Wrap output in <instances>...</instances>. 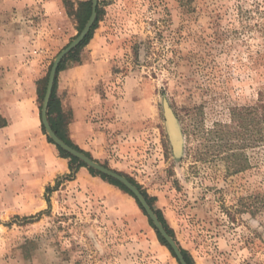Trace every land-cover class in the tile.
Instances as JSON below:
<instances>
[{
    "label": "rangeland",
    "instance_id": "1",
    "mask_svg": "<svg viewBox=\"0 0 264 264\" xmlns=\"http://www.w3.org/2000/svg\"><path fill=\"white\" fill-rule=\"evenodd\" d=\"M87 1L0 6V264H180L137 200L63 157L43 125L39 89L86 26ZM98 9L57 73L65 136L133 179L194 264H264V0Z\"/></svg>",
    "mask_w": 264,
    "mask_h": 264
},
{
    "label": "water",
    "instance_id": "2",
    "mask_svg": "<svg viewBox=\"0 0 264 264\" xmlns=\"http://www.w3.org/2000/svg\"><path fill=\"white\" fill-rule=\"evenodd\" d=\"M92 1V11H91V16L84 27L83 31L79 34V36L72 41L55 59L54 64L52 66L49 80H48V85L46 89V94L44 97V102H43V107H42V122L43 125L49 135V137L52 139V141L60 147L62 150L70 154L71 156L75 157L78 159L81 163L85 164L91 169H94L98 173L107 176L108 178H111L120 184H122L128 191H130L137 201L142 205L143 209L145 210L146 214L148 217L151 219L153 222L154 226L158 230V232L161 234L163 239L168 243V245L171 247L172 251L174 252L176 258L178 259L180 264H188L186 261L182 250L178 243L175 241V239L168 233L166 228L164 227L163 223L160 221L158 215L156 214L155 210L145 196L143 195L142 191L136 187L126 176L122 175L121 173L114 171L108 167H105L98 162L94 161L93 159L89 158L87 155L84 153L76 150L75 148L71 147L69 144H67L65 141H63L52 129L51 124L49 122V117H48V112H49V104L51 101V97L53 94L54 86H55V81L57 77V73L59 70V67L62 63V61L74 50H76L78 47L81 46V44L85 41V39L88 37L90 34L96 19H97V8H98V0H91ZM168 124H169V129L170 133L173 139V142L176 147L179 148L180 142H181V137L179 134L178 127L170 113H168Z\"/></svg>",
    "mask_w": 264,
    "mask_h": 264
},
{
    "label": "trees",
    "instance_id": "3",
    "mask_svg": "<svg viewBox=\"0 0 264 264\" xmlns=\"http://www.w3.org/2000/svg\"><path fill=\"white\" fill-rule=\"evenodd\" d=\"M81 8H83V12H82L83 14H82L81 18H82V20H83V24H85V23L88 21L90 15H91V11H92V1L89 0V1H87V2H85V3H82V4H81ZM97 11H98V16H99V9H98ZM97 21H98V19H97ZM94 29H95V27L93 28V30H94ZM93 30H92V31H93ZM92 31H91V33L88 35V37L85 39V41L81 44V46H80L77 50L73 51V53L71 54V56L74 55V54H76V52H77L80 48H82V47H84V46H86V45L88 44V42H89L90 39H91ZM62 70H63V65H60L59 70H58V74H59ZM45 91H46V87H44V89H39L40 98H44V96H45ZM259 108H261V109L263 110V114H262V116H261L260 123H263V143H264V93H263V101H262V104H261L260 106H258V107L255 109V111L257 112ZM245 111L247 112V110H245ZM246 112L243 111V112H240L239 114H237V115L239 116V121L237 122V123H238V129H239V131H236V133L239 134V135H241V134L244 135L245 132H248V131H249L248 128H249V126H250V122H251V121H250V119H249V115H248V113H246ZM244 113H245V114H244ZM252 113H253L254 115H256L255 112H251L250 115H251ZM63 114H64V112H63V110L61 109L60 102H59L58 98L56 97V82H55V86H54L53 94H52L51 101H50V104H49V112H48L51 127H52V129L55 131V133H56V134H57V135H58L63 141H65L67 144H69L71 147L75 148L76 150H78V151H80V152L86 154L88 157H90L89 154H87V153H85L84 151H82V150H81L78 146H76V145H75L70 139H68V137L65 136L64 132L62 131V124H63V122H62V121H63V120H62V115H63ZM4 126H5V125H4ZM1 127H3V125L0 124V128H1ZM227 129H229V128H227ZM224 130H226V127H224ZM224 130L222 129V127H221V129H217L216 133H217V136H219L218 139L221 140V141H224V142H229V140H230V138H231L230 136L233 135V133H231L230 131H225V132H224ZM220 131H221V132H220ZM236 133H235V134H236ZM221 135H223V137H221ZM51 142H52V141H51ZM58 148H59V147H58ZM59 150L61 151L63 157L68 158V159L71 160V163H72V164H76V163L78 162V160H77L75 157L69 155L68 153H66L65 151H63L61 148H59ZM83 167H84V168H87V166L84 165V164L80 165L79 168H83ZM89 171H90V173L93 174V175H96V176L99 175V176H101L104 180H106V181H108L109 183H111V184H113V185H115V186L121 188V189L124 190L126 193L130 194L132 197L135 198V196H134L130 191H128V190H127L122 184H120L119 182H117V181H115V180H113V179H111V178H108V177L105 176V175H102V174H100V173H97V172H95L93 169H89ZM121 174H122V173H121ZM122 175H124V174H122ZM124 176H126V175H124ZM126 177H127V178H128V179H129L134 185H136V186L139 188V190H141V188L139 187V185H138L137 183H135L133 179H131V178L128 177V176H126ZM142 193H143V195L145 196V198L147 199V201L149 202V204L153 207L152 201L149 199V197H148L144 192H142ZM135 199H136V198H135ZM136 200H137V199H136ZM137 203H138L139 207L141 208V210L144 212V214L147 216V214H146L145 210L143 209L142 205H141L138 201H137ZM157 214H158V217H159L160 221L163 223L164 227H165L166 230L168 231V233H169L172 237H174L172 230L169 228L168 224H167L166 221L163 219V217L161 216V214L158 213V212H157ZM149 222H150L152 228L156 231V234H157V236H158V238H159L161 244H162L163 246L167 247V248L170 250V252L172 253L173 257H174L175 259H177L176 256H175V254H174V252L172 251L171 247H170V246L168 245V243L163 239V237L161 236V234L158 232V230H157L156 227L154 226L153 222H152L150 219H149ZM181 250H182V253H183V255H184L186 261L188 262V264H194V263L192 262L191 258L189 257V255L187 254V252H186L185 250H183V249H181ZM177 260H178V259H177ZM178 262H179V261H178Z\"/></svg>",
    "mask_w": 264,
    "mask_h": 264
},
{
    "label": "crops",
    "instance_id": "4",
    "mask_svg": "<svg viewBox=\"0 0 264 264\" xmlns=\"http://www.w3.org/2000/svg\"><path fill=\"white\" fill-rule=\"evenodd\" d=\"M25 4L26 0H0V6L4 11L8 12H11L15 8L22 10L25 7Z\"/></svg>",
    "mask_w": 264,
    "mask_h": 264
}]
</instances>
